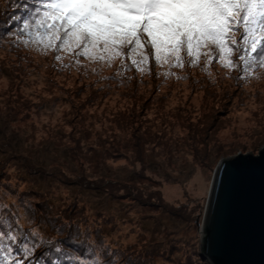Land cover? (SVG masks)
<instances>
[{
    "label": "rangeland",
    "instance_id": "374dc122",
    "mask_svg": "<svg viewBox=\"0 0 264 264\" xmlns=\"http://www.w3.org/2000/svg\"><path fill=\"white\" fill-rule=\"evenodd\" d=\"M24 2L0 0V33ZM55 55L0 45V183L15 196L0 193L34 213L21 226L55 237L50 218L95 221L106 244L142 262L206 264L197 250L208 191L197 177L205 163L264 146V67L245 80L218 62L166 75L153 61L106 79L119 61L97 74Z\"/></svg>",
    "mask_w": 264,
    "mask_h": 264
},
{
    "label": "snow or ice",
    "instance_id": "6c2138e0",
    "mask_svg": "<svg viewBox=\"0 0 264 264\" xmlns=\"http://www.w3.org/2000/svg\"><path fill=\"white\" fill-rule=\"evenodd\" d=\"M14 7L19 14L14 12L0 33V45L56 53L60 63L71 56L77 67L96 65L97 74L101 66L119 61L116 75L106 79L133 67L150 72L153 61L169 69L166 75L186 63L196 67L205 60L210 69L218 62L239 68L242 75L237 79L245 80L264 67V0H26ZM260 157L264 161V148ZM214 163H205L197 177L205 191L215 187L221 169L240 162L222 156ZM0 187L15 196L7 181ZM29 212L6 203L0 193V264H157L113 250L98 229L93 231L95 221L61 218L56 224L50 218L55 237L40 233L38 225L24 229L22 215L30 225L34 221ZM66 230L67 237L58 238ZM37 248L43 249L39 257Z\"/></svg>",
    "mask_w": 264,
    "mask_h": 264
},
{
    "label": "water",
    "instance_id": "95a60500",
    "mask_svg": "<svg viewBox=\"0 0 264 264\" xmlns=\"http://www.w3.org/2000/svg\"><path fill=\"white\" fill-rule=\"evenodd\" d=\"M264 148V146L262 147ZM208 191L198 250L206 264H264V161L236 154Z\"/></svg>",
    "mask_w": 264,
    "mask_h": 264
},
{
    "label": "trees",
    "instance_id": "16d2710c",
    "mask_svg": "<svg viewBox=\"0 0 264 264\" xmlns=\"http://www.w3.org/2000/svg\"><path fill=\"white\" fill-rule=\"evenodd\" d=\"M205 71H208V70H205ZM233 79L237 76V75H239L238 73H237V71H233ZM40 249V248H39ZM42 251H43V249L42 250H40V255H41V253H42ZM39 257V256H38Z\"/></svg>",
    "mask_w": 264,
    "mask_h": 264
}]
</instances>
